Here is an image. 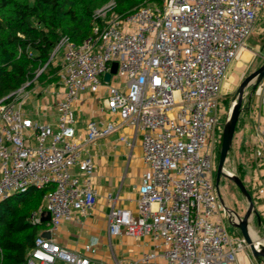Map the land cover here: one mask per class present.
Segmentation results:
<instances>
[{"label":"built area","instance_id":"obj_1","mask_svg":"<svg viewBox=\"0 0 264 264\" xmlns=\"http://www.w3.org/2000/svg\"><path fill=\"white\" fill-rule=\"evenodd\" d=\"M115 6L94 12L92 34L82 43L61 41L64 93L55 125L26 116L24 89L0 100V203L31 188L48 189L43 209L32 212L30 221L41 225L49 212L43 232L51 237L41 232L20 264H110L69 251L53 235L95 206L94 164L82 152L122 126L142 132L146 170L136 211L112 207L110 237H149L165 264H238L248 246L227 229L228 215L215 188L212 138L220 125L227 70L246 48L264 0H164L125 15ZM114 63L117 72L106 81ZM103 90L101 111L118 115L119 121L103 128L89 122L85 135L77 137L74 104L83 92L99 95ZM255 92L253 156L263 169L250 194L263 217L264 78ZM72 168L80 173L72 174ZM85 250L96 251L92 245ZM156 257L150 252L131 264H148Z\"/></svg>","mask_w":264,"mask_h":264},{"label":"crops","instance_id":"obj_2","mask_svg":"<svg viewBox=\"0 0 264 264\" xmlns=\"http://www.w3.org/2000/svg\"><path fill=\"white\" fill-rule=\"evenodd\" d=\"M54 92L56 103L48 98L41 100V103L38 101L32 111L24 110L26 116L40 123L55 125L58 116L57 104L64 93L62 81L61 88ZM103 94L104 90L99 95L90 92L79 95L74 104L77 137L85 135L89 122H95L98 128H103L109 123L119 121L118 115L101 111ZM36 110H39L37 117ZM141 142L140 130L132 126H122L87 146L82 157L90 158L94 164L91 181L98 190L97 202L89 213L77 214L72 221L63 223L53 235L55 242L69 251L88 255L94 261L131 264L140 260L144 254L155 252L157 257L148 264H165L161 251L149 237L134 239L125 234L110 237L108 231V217L113 206L136 211L137 188L146 170ZM32 143L35 144V141L32 140ZM71 172L74 175L80 173L77 168H72ZM81 179L85 178L82 176ZM47 228L48 225L42 233ZM86 245H92L95 253L88 254ZM238 264H257V260L247 248L238 256Z\"/></svg>","mask_w":264,"mask_h":264},{"label":"trees","instance_id":"obj_3","mask_svg":"<svg viewBox=\"0 0 264 264\" xmlns=\"http://www.w3.org/2000/svg\"><path fill=\"white\" fill-rule=\"evenodd\" d=\"M105 1L0 0V100L28 80H41L37 69L49 61L62 39L80 44L88 38L94 9ZM142 1L116 0L115 11L129 14L140 8ZM47 190L31 188L0 203V264L24 262L36 237L47 227L46 222L33 225L30 221L31 213L39 207L36 200ZM19 206L26 208L20 210Z\"/></svg>","mask_w":264,"mask_h":264},{"label":"rangeland","instance_id":"obj_4","mask_svg":"<svg viewBox=\"0 0 264 264\" xmlns=\"http://www.w3.org/2000/svg\"><path fill=\"white\" fill-rule=\"evenodd\" d=\"M163 1L164 0H162L161 3H163ZM161 3L144 0L140 4L142 5L141 7H143L147 5H160ZM109 4L116 5V0H106L98 6L97 9L95 8L94 12ZM61 41L54 50L49 61L41 68L37 69V77H41V80H37L36 82L34 80H28L19 88L24 89L27 94L25 95L26 106H24V110L32 111V107L36 106V104L39 103L38 101L41 103V100L45 98L51 99L52 103H56L57 98L56 92L54 91H58L61 88V81L64 76V46L60 44ZM245 45L246 48L242 51L239 58L231 63L226 73L223 93L219 103L220 125L216 127L212 138V146L216 155V165L218 164L221 149L223 125L227 118L233 96L241 81L264 63V11L260 15L253 32L246 40ZM255 91L256 89L251 97V88L249 87L246 91L244 105H249V107L248 109H244L240 114L225 169L227 173L231 172L237 174L250 193L253 191L255 177L259 175L260 170L263 169V166H261L253 156V139L256 132V123L251 116V110L259 104V98L255 94ZM260 111L264 116V106L261 107ZM215 175L216 172L214 173V176ZM221 193L226 204L234 210L238 216L244 217L248 208L247 201L238 187L228 178L223 177L221 180ZM36 201V204L38 203L39 205L37 210L43 209L42 199L39 198ZM19 208L22 210L26 207L19 206ZM249 226L253 227L255 237L264 239V216L261 217V226L258 225L255 216L251 217ZM227 229L232 234H240L239 230L233 227L229 222L227 223ZM58 264L66 263L60 262ZM257 264H264V259L257 260Z\"/></svg>","mask_w":264,"mask_h":264},{"label":"water","instance_id":"obj_5","mask_svg":"<svg viewBox=\"0 0 264 264\" xmlns=\"http://www.w3.org/2000/svg\"><path fill=\"white\" fill-rule=\"evenodd\" d=\"M117 63H114L112 66V70L110 73L105 75V80L109 81L111 78V74H115L117 72ZM264 78V63L255 71L250 73L246 76L240 83L238 89L236 90L233 100L227 114V118L223 125V132L221 138V149L219 154V160L216 168V175H215V188L217 191V195L219 201L228 215V222L235 228H237L240 232V235L244 238L248 248L250 249L252 256L256 260H263L264 259V239L258 238L253 236L247 228L248 222L250 217L254 216L257 218V222L261 223V217L257 213L254 208V203L252 200V196L250 192L247 190L246 186L244 185L242 179L235 173H227L226 163L228 161V155L231 150L233 139L237 127V123L240 117L241 112L244 109H248L249 105H244V98L246 95L247 89L251 88L250 97L252 96L254 90ZM228 178L231 180L240 190L241 194L247 201V211L243 218L236 219L237 215L235 214L234 210H232L225 202L222 193H221V180L222 178ZM50 220V213L48 212L44 217V221ZM42 236L45 238H50V232H43Z\"/></svg>","mask_w":264,"mask_h":264},{"label":"bare ground","instance_id":"obj_6","mask_svg":"<svg viewBox=\"0 0 264 264\" xmlns=\"http://www.w3.org/2000/svg\"><path fill=\"white\" fill-rule=\"evenodd\" d=\"M227 171H228V170H227ZM228 173L232 174L231 172H228ZM235 214H236V213H235ZM236 215H237V214H236ZM252 215L254 216V214H252ZM253 216H252V217H253ZM241 218H243V217H240V216L237 215V219H241ZM250 220H251V217H250V219H249V222H248L247 228H248V230L250 231V233H251L253 236H255V235H254L255 232H254V230H253V227L249 226ZM258 225L261 226V223H258Z\"/></svg>","mask_w":264,"mask_h":264},{"label":"flooded vegetation","instance_id":"obj_7","mask_svg":"<svg viewBox=\"0 0 264 264\" xmlns=\"http://www.w3.org/2000/svg\"><path fill=\"white\" fill-rule=\"evenodd\" d=\"M235 212V211H234Z\"/></svg>","mask_w":264,"mask_h":264}]
</instances>
